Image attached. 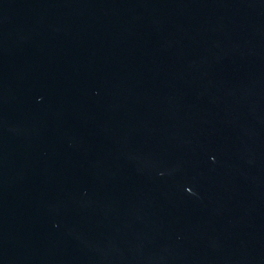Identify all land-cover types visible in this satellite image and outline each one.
I'll return each mask as SVG.
<instances>
[{
  "label": "water",
  "instance_id": "1",
  "mask_svg": "<svg viewBox=\"0 0 264 264\" xmlns=\"http://www.w3.org/2000/svg\"><path fill=\"white\" fill-rule=\"evenodd\" d=\"M0 264H264V0H0Z\"/></svg>",
  "mask_w": 264,
  "mask_h": 264
}]
</instances>
